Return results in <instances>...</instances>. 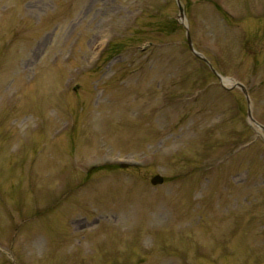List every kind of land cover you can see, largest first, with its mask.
Returning a JSON list of instances; mask_svg holds the SVG:
<instances>
[{
  "label": "rangeland",
  "instance_id": "374dc122",
  "mask_svg": "<svg viewBox=\"0 0 264 264\" xmlns=\"http://www.w3.org/2000/svg\"><path fill=\"white\" fill-rule=\"evenodd\" d=\"M179 3L264 125V0ZM185 32L176 0H0V264H264V131Z\"/></svg>",
  "mask_w": 264,
  "mask_h": 264
},
{
  "label": "water",
  "instance_id": "95a60500",
  "mask_svg": "<svg viewBox=\"0 0 264 264\" xmlns=\"http://www.w3.org/2000/svg\"><path fill=\"white\" fill-rule=\"evenodd\" d=\"M176 2H177V5H178V9H179V14H178L179 15V22L182 23L186 27L183 8L180 5L179 0H176ZM186 40H187V45H188L190 51L193 53V55H195L196 57L202 59L205 63H207V65L210 67V69L213 71V73H215L217 75L219 81L222 83V85L224 87H228V88L236 87V88H239L242 91V93L245 96L246 102H247V117H248V119L252 122L253 125H255L257 128H259V129L264 131V126L262 124L258 123L252 117L251 110H250V100H249V96H248V93H247V90H246L245 86L241 82L236 81L233 78L223 77L222 75L218 74L211 67V65L208 62V60L200 52H198V51H196L194 49L187 28H186ZM162 182H163V177L161 175H159V174H156V175L152 176L151 179H150V183L153 184V185L160 184Z\"/></svg>",
  "mask_w": 264,
  "mask_h": 264
},
{
  "label": "trees",
  "instance_id": "16d2710c",
  "mask_svg": "<svg viewBox=\"0 0 264 264\" xmlns=\"http://www.w3.org/2000/svg\"><path fill=\"white\" fill-rule=\"evenodd\" d=\"M221 13H223V16H224V15L227 16V14H226L225 12H221ZM225 16H224V18H225Z\"/></svg>",
  "mask_w": 264,
  "mask_h": 264
}]
</instances>
